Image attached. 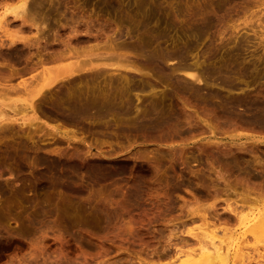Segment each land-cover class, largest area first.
Segmentation results:
<instances>
[{"label": "rangeland", "instance_id": "obj_1", "mask_svg": "<svg viewBox=\"0 0 264 264\" xmlns=\"http://www.w3.org/2000/svg\"><path fill=\"white\" fill-rule=\"evenodd\" d=\"M24 1L26 21L0 0V264H203L184 253L211 242V264H264V119L218 118L176 67L217 90L235 56L222 93L264 91V0H230L197 39L190 17L218 0ZM155 115L172 123L138 126Z\"/></svg>", "mask_w": 264, "mask_h": 264}, {"label": "bare ground", "instance_id": "obj_2", "mask_svg": "<svg viewBox=\"0 0 264 264\" xmlns=\"http://www.w3.org/2000/svg\"><path fill=\"white\" fill-rule=\"evenodd\" d=\"M164 2V0H161V3H163ZM234 1H238V0H234ZM232 2V3H235V2ZM213 2V1H212ZM229 2H230V0H218L217 1V3L216 2H214V3H216L215 5L213 4V5H211V6H214L211 10H209V7L207 8V6H205V8H204V10L203 11H201V12H196L195 11V13H193V16L192 17H190L191 19H190V25L188 26L189 27V29H190V32H191V35H192V37H195L196 39L199 37V35H200V33L202 32V31H207L208 29L209 30H212L211 28L212 27H214V26H217V24H221V22L223 21V20H221V19H223L224 17H220L219 15V13H221L220 11H222L223 9H224V7H225V5L227 6L228 4H229ZM24 3H25V1L23 0V2L21 3L20 2V4L18 5H15V6H13V7H7V8H5L4 9V11H2V14L4 15L7 11H11V13H12V16L14 17V18H21L22 20H24V21H26V19H27V16H28V14H29V12H28V10H27V7H25V6H23L24 5ZM145 3L147 4L146 5V9H147V13H148V11L149 10H152L153 11V9L155 10L156 9V6L155 7H153L154 5H157V4H155V3H158V0H145ZM159 3H160V1H159ZM160 3V4H161ZM211 3V2H210ZM228 3V4H227ZM205 5H207V4H205ZM230 6H231V4H229ZM228 5V7H230ZM234 6H235V4H233ZM23 6V8H21V9H19V10H17L19 7H22ZM140 6H142V5H140ZM139 5L137 6V7H140ZM159 6V5H158ZM234 6H231V8H228V7H225V8H227V11L229 10V9H233L232 7H234ZM152 7H153V9H152ZM202 8H203V5H202ZM211 8V7H210ZM139 9V8H138ZM161 8L159 7V10H160ZM235 9V8H234ZM140 10V9H139ZM177 10H179L178 8H177ZM225 10V9H224ZM226 11V10H225ZM230 11H232V10H230ZM256 11V10H255ZM229 12V11H228ZM257 12V11H256ZM8 13V12H7ZM10 13V12H9ZM146 13V14H147ZM221 13V14H222ZM254 13V12H253ZM223 14L221 15V16H223ZM220 17V20H221V22H220V20L218 19ZM4 18H5V16H4ZM225 18H228V16H226ZM224 18V19H225ZM230 18V17H229ZM251 18H253V16L251 17ZM5 19H3L2 20V22L4 21ZM245 20V19H244ZM243 20V21H244ZM252 20V19H251ZM218 21H219V23H218ZM248 21V18H247V20H245V25H246V22ZM1 22V23H2ZM5 22V21H4ZM3 22V23H4ZM249 22V21H248ZM247 22V25L249 26V24H250V22L248 23ZM1 23H0V25H1ZM2 23V24H3ZM6 23V22H5ZM147 23H145L144 25H146ZM188 24H189V22H188ZM187 24V25H188ZM238 24V23H237ZM237 24H235V25H237ZM234 25V24H233ZM246 25V26H247ZM254 25V24H253ZM2 26V25H1ZM251 26V25H250ZM261 26H263V24L261 25ZM231 27H232V25H231ZM237 28H239V26L237 27L236 26V28L235 29H237ZM262 28V27H261ZM224 30H226V31H228L226 28L225 29H223V31ZM261 30V29H260ZM2 31V30H1ZM0 31V32H1ZM220 31V30H219ZM222 31V32H223ZM239 31H240V29H239ZM242 32V31H241ZM255 32V31H254ZM240 33V32H239ZM2 34V33H1ZM15 33H13V35H14ZM221 34V33H220ZM222 34H225V33H222ZM234 34V33H233ZM12 35V38H10V40H11V42H10V44L14 41V39H16L17 38V36H18V38L19 39H21V37H23V36H19V35H14L13 36ZM239 35H241V34H239ZM238 35V36H239ZM244 34H243V32H242V36H241V38H243V37H246L245 35L243 36ZM1 36V35H0ZM219 36V35H218ZM221 36V35H220ZM227 35L225 34V38H226V41H229V43H230V40H231V37H229L230 38V40L229 39H227V37L229 36H227ZM230 36H233L232 38L234 39L235 37L234 36H237V35H232V34H230ZM248 36V35H247ZM259 36V35H258ZM222 37H223V35L219 38L218 37V42H221L220 44H218V45H222L224 42H225V38L223 37V39H222ZM14 38V39H13ZM25 38V37H24ZM260 38H262L263 39V37H260ZM23 39V38H22ZM232 39V40H233ZM220 40H222V41H224L223 43H222V41H220ZM231 40V42H233V41H236V39H234L233 41ZM240 40V39H239ZM238 40V38H237V41H239ZM244 40H245V38H244ZM1 41H3L2 39H1ZM0 41V42H1ZM236 41V42H237ZM242 41H243V39H242ZM241 40H240V42H242ZM247 41V40H246ZM240 42H238V43H240ZM229 43H227V42H225V44L227 45V44H229ZM1 44H2V42H1ZM224 44V45H225ZM233 44V43H232ZM235 44V43H234ZM231 45L230 46V48L231 47H233V46H237L238 48L240 47V46H242V48L244 47V42H243V45H239V44H236V45ZM239 45V46H238ZM246 45V44H245ZM185 46V45H184ZM223 46V45H222ZM237 47H235L234 48V52H235V50L236 49H238ZM160 48V47H159ZM241 48V47H240ZM166 49V47H161L159 50H160V52L159 53H155V52H153V53H149L150 54V56H151V58L157 63V64H162L163 63V57L165 56H173V55H175V57L177 56H179V57H181V58H183L182 57V52H176V51H169V50H165ZM227 49V48H226ZM225 49V50H226ZM180 50V49H179ZM182 50V49H181ZM228 50V49H227ZM230 50H232V49H230ZM229 50V51H230ZM239 51L240 50H242V49H238ZM184 51V50H183ZM238 51V52H239ZM227 52V51H226ZM236 52H237V50H236ZM235 52V53H236ZM264 52V51H263ZM235 53H232L231 52V54H233V55H235ZM239 53H241V52H239ZM237 55H239V56H241V54H237ZM257 56V55H256ZM260 56H261V54H260ZM259 56V57H260ZM223 57H225V56H223ZM221 58V57H219L218 59L219 60H223V65H220V63H219V66L220 67H218V65H217V68H219V70H218V75H219V72L220 71H222V70H224V74H225V76L223 77V76H221V79H220V88L219 89H217L216 90V88H215V90H214V88L213 89H207L208 88V85L207 84H205V85H207L206 87V90L205 91H203V88H204V84L203 83H200L201 81H203V79H202V76H204V75H201L204 71H206L207 72V69H205V70H203V69H200V71H202V72H200L201 74H199V72H196V71H194L195 69L194 68H196V67H192V66H194L193 64H191L192 66H190V65H183V64H177V66L176 67H178L179 66V69L180 70H183V71H185V74L193 81V83L195 82H197V84H193V86H192V82L190 81V79H189V81H188V79L187 80H185L186 82L185 83H187L188 84V86H189V84H191V89L192 88H194V91H193V93H192V90L190 89V87H188L190 90H191V92H189L191 95L192 94H195V95H193L194 97L196 96V98H197V100L199 101H201V103L203 102L204 104H207L208 106H210L211 108H212V110L214 111V109H215V111L214 112H216V115H217V112H219V115H223L224 117H221L220 116V118L222 119V118H226L228 121V123H229V121H230V119L231 120H233V121H230V123L231 122H236V124H237V122L238 121H240V123H241V125H244L245 127H246V123H242V122H248L249 123V121L252 123H254V122H260V124H262V122H263V119H264V97H262L263 96V94L262 95H260V97H256L257 95H256V93H259L260 94V92L262 93V92H264V91H260V90H262V89H260V90H258L259 92H257V89H256V93L255 92H252L251 94H253V96L252 95H250V93H245V92H243V91H247V89L246 90H243V91H241V93L242 94H239V95H237L236 94V96L234 95V96H230V92H229V95H228V92H227V95L226 94H224V93H222L223 91H221L220 89H222V88H226V89H228L229 91H231V90H233L234 89V85L235 84H233L232 82H231V80H229L227 77H229L230 75H226V73H229V72H231V70H233V69H235L234 67L236 66L235 64L237 63V61L235 62V61H232L233 63H234V65L233 64H230V66H234L233 67V69H231L230 68V66L228 65L229 64V62L231 61V58H234V57H232L231 55L230 56H226L227 58ZM231 57V58H230ZM258 57V56H257ZM262 58L264 59V57H263V55H262ZM217 59V60H218ZM242 59H244V58H242ZM241 59V60H242ZM258 59V58H257ZM257 59H255V60H257ZM218 60V61H219ZM233 60V59H232ZM240 60V59H239ZM259 61H261L260 60V58H259ZM240 62V61H239ZM243 62H244V60H243ZM255 62L256 61H254V64H255ZM262 62V61H261ZM181 63V62H180ZM231 63V62H230ZM216 64H218V63H216ZM222 64V63H221ZM243 64V63H242ZM257 64H259V63H257ZM106 66V65H111L110 63H105V62H100V63H98L97 64V66L99 67V66ZM238 65H239V63H238ZM256 65V64H255ZM214 66H216V65H214ZM244 66V64L242 65V67ZM246 66V65H245ZM258 65H256V67H257ZM126 67V66H125ZM217 68H212V69H217ZM129 69H131V67H129ZM173 69V68H172ZM179 69H174L173 71H175V70H179ZM211 69V70H212ZM244 69V68H243ZM10 70L12 71L13 70V68L12 67H10ZM197 70V69H196ZM208 70H210V69H208ZM215 70L213 71H210L211 73L212 72H215ZM237 70H240V69H237ZM172 71V72H173ZM234 72H233V74L232 75H234L235 74V70H233ZM205 73V72H204ZM203 73V74H204ZM211 73H209V74H211ZM216 73V72H215ZM237 73V72H236ZM242 73V72H241ZM243 74V76L244 75H246L247 73H242ZM241 74V75H242ZM205 75H207V73L205 74ZM213 77L215 76L214 74H211ZM217 75V74H216ZM217 75V77L218 78H220L219 76ZM220 75H221V73H220ZM2 76H4V75H2ZM208 76V75H207ZM206 76V77H207ZM183 77H185V76H183ZM223 77V78H222ZM215 78H216V76H215ZM215 78H212V80L213 79H215ZM180 78H178V80H179ZM206 79V78H205ZM208 79H211V77H209ZM217 79V78H216ZM184 81L182 78L180 79V81ZM181 83H183V84H185L184 82H181ZM203 84V85H202ZM211 84V83H210ZM218 84H219V82H218ZM184 86V85H183ZM203 86V87H202ZM186 87V86H185ZM222 87V88H221ZM182 88V87H181ZM187 88V89H188ZM209 88H211V87H209ZM236 88V87H235ZM183 89V88H182ZM185 89V88H184ZM183 89V90H184ZM187 89H185L184 91H187ZM188 89V91H190ZM244 89V88H243ZM239 91V92H240ZM249 92V91H248ZM188 93V92H187ZM233 95V94H232ZM255 95V96H254ZM259 96V95H258ZM195 99V98H194ZM23 106H25V105H23ZM27 106V105H26ZM25 106V107H26ZM103 107V105H101L100 106V108H102ZM27 109H28V107H27ZM27 109H24V110H27ZM23 110V109H22ZM217 117H218V115H217ZM54 118H56V117H54ZM219 118V117H218ZM225 119V120H226ZM58 120V119H57ZM61 119H59L58 120V123H59V121H60ZM65 120V119H64ZM25 121V120H24ZM24 121H22V122H24ZM27 121V120H26ZM28 121H30V123H31V120H28ZM63 121V119L61 120V122ZM66 121V120H65ZM65 121H64V124H65ZM262 121V122H261ZM68 122V121H67ZM70 122V121H69ZM73 122V121H72ZM227 122H225V123H227ZM234 122V123H235ZM172 123V121H171V119H170V117H166V118H163V119H159V117L158 116H148V117H144L143 119H141L140 121H138V126H142L143 128H148V129H156V128H159V129H162L163 127H165V126H167V125H169V124H171ZM229 123V124H230ZM22 124V123H21ZM25 124V123H24ZM27 124V123H26ZM62 124V123H61ZM70 124V123H69ZM231 124H233V123H231ZM239 124V123H238ZM259 123H257V124H255L256 126H254L253 124H251L252 126H254V127H256V128H260V130H264V129H262L263 128V124H262V128L260 127V126H258V125H260ZM33 125V124H32ZM66 125H67V123H66ZM65 125V126H66ZM247 125H250V123L249 124H247ZM250 125V126H251ZM34 126V125H33ZM64 126V125H63ZM71 126V125H70ZM69 126V127H70ZM251 126V127H252ZM258 126V127H257ZM258 128V129H259ZM260 139H261V137H260ZM244 147V146H243ZM242 146H240L239 147V149H241V148H243ZM241 157H243V155H241ZM245 159V158H244ZM243 160V159H242ZM244 161H246V160H244ZM248 161H251L250 159L248 160ZM255 161H256V159H255ZM263 161V160H262ZM258 162V161H257ZM256 162V163H257ZM264 162V161H263ZM246 164H247V161L245 162ZM255 163V162H254ZM253 163V164H254ZM248 164H249V162H248ZM249 165H251V164H249ZM262 165H263V168H264V163H262ZM255 166H257V165H255ZM258 166H261V164L259 165V162H258ZM96 169H97V166H94ZM249 167V166H248ZM95 168H94V174H95V171H97V170H99V169H97V170H95ZM262 168V169H263ZM264 172V171H263ZM262 172V175L264 174ZM98 173H100L99 171H98ZM260 174H261V172H259ZM258 173V174H259ZM96 175H97V173H96ZM94 177H95V175H94ZM248 188V187H247ZM225 208H223V210H224ZM226 210L231 214V215H236L237 213L235 212V208L234 207H232V206H228L227 208H226ZM225 212V211H224ZM260 213H258L257 214V216H255V217H253V220H255V219H257V221L259 222V221H261V220H263L264 219V210H262V212L261 211H259ZM228 213V214H229ZM219 216V215H218ZM227 218V217H226ZM257 223V222H256ZM258 224V223H257ZM262 227V226H261ZM195 235V234H194ZM179 253L181 254V253H183V252H180L179 251ZM179 254V255H180ZM184 255L186 256V260H191L195 255H197L198 256V259L201 261V262H204L205 264H211V263H213V262H211L212 260L211 259H213V260H215V258H218V257H221V255H222V248L220 247V246H216V245H214V242H211V244L209 245V246H200L199 247V249L198 250H196V249H194V250H192V251H189V252H186V253H184ZM188 256V257H187ZM223 257V256H222ZM179 258V257H178ZM221 259V258H220ZM203 263V264H204ZM181 264H182V262H181Z\"/></svg>", "mask_w": 264, "mask_h": 264}]
</instances>
